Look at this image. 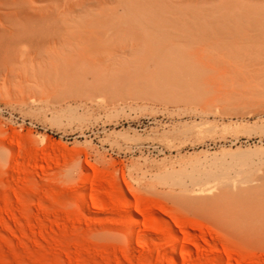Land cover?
Listing matches in <instances>:
<instances>
[{
  "label": "rangeland",
  "instance_id": "374dc122",
  "mask_svg": "<svg viewBox=\"0 0 264 264\" xmlns=\"http://www.w3.org/2000/svg\"><path fill=\"white\" fill-rule=\"evenodd\" d=\"M0 264H264V0H0Z\"/></svg>",
  "mask_w": 264,
  "mask_h": 264
}]
</instances>
